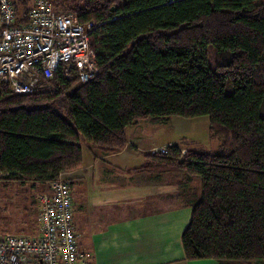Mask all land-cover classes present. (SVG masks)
<instances>
[{
    "label": "trees",
    "instance_id": "obj_1",
    "mask_svg": "<svg viewBox=\"0 0 264 264\" xmlns=\"http://www.w3.org/2000/svg\"><path fill=\"white\" fill-rule=\"evenodd\" d=\"M49 1L99 24L96 72L80 83L59 70L29 94L0 85V180L39 186L37 221L48 183L70 190L63 174L82 167V144L112 155L139 122L206 116L218 153L169 146L139 170L200 178L181 235L187 261L264 262V0ZM32 2L11 0L18 24Z\"/></svg>",
    "mask_w": 264,
    "mask_h": 264
},
{
    "label": "crops",
    "instance_id": "obj_2",
    "mask_svg": "<svg viewBox=\"0 0 264 264\" xmlns=\"http://www.w3.org/2000/svg\"><path fill=\"white\" fill-rule=\"evenodd\" d=\"M89 149L91 163L84 166L83 161L63 177L71 183L78 250L92 264H237L185 259L181 235L200 198L198 176L139 170L145 155L157 148L140 156L128 138L116 154L102 156ZM134 159L142 166L127 167Z\"/></svg>",
    "mask_w": 264,
    "mask_h": 264
},
{
    "label": "built area",
    "instance_id": "obj_3",
    "mask_svg": "<svg viewBox=\"0 0 264 264\" xmlns=\"http://www.w3.org/2000/svg\"><path fill=\"white\" fill-rule=\"evenodd\" d=\"M98 26L78 23L71 12L56 13L49 0H33L26 21L18 24L11 0H0V85L29 94L59 70L65 77L74 70L78 81L87 83L96 72L89 37ZM38 212L37 236L0 237V264H92L78 250L65 181L47 184Z\"/></svg>",
    "mask_w": 264,
    "mask_h": 264
},
{
    "label": "rangeland",
    "instance_id": "obj_4",
    "mask_svg": "<svg viewBox=\"0 0 264 264\" xmlns=\"http://www.w3.org/2000/svg\"><path fill=\"white\" fill-rule=\"evenodd\" d=\"M208 125L206 116L191 119L173 117L158 122L142 121L129 127L127 138L137 145L140 156L144 152H151L153 148L165 153L169 146H176L181 151L197 150L216 154L220 150V143L210 137ZM81 147L82 163L84 161V166H88L92 160V152L85 144ZM108 162L117 164L115 160ZM126 165H129L127 167L142 166L137 159ZM39 189V186L0 180V237L35 235L37 209L34 200ZM245 264H264V262L252 261Z\"/></svg>",
    "mask_w": 264,
    "mask_h": 264
}]
</instances>
